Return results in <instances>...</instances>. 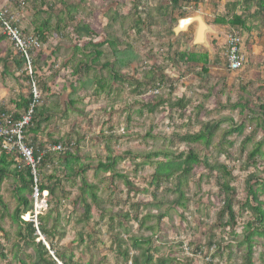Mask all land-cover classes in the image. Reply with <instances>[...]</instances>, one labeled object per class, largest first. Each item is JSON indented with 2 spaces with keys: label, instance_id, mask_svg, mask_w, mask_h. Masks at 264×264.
<instances>
[{
  "label": "rangeland",
  "instance_id": "obj_1",
  "mask_svg": "<svg viewBox=\"0 0 264 264\" xmlns=\"http://www.w3.org/2000/svg\"><path fill=\"white\" fill-rule=\"evenodd\" d=\"M170 1L0 0L23 34L38 42L31 52V68L19 67L15 61L22 55L0 27V111L22 114L18 105L36 92V106L50 117L36 135L28 133V140L36 142L35 150L52 153L53 164L43 174L56 192L48 197L41 216L47 218L52 257L55 252L64 254L69 264H145L147 257L151 264L247 263V229L257 225L247 205L249 183L258 190L264 210L262 0H200L196 9L182 4L177 10ZM233 4H237L235 11ZM233 15L241 16L245 27L213 24L219 17L232 19ZM196 17L208 29L204 43L194 45L197 22L178 35L174 30L181 20ZM77 22L95 30L93 41L76 37ZM44 24L46 42L37 35ZM235 34L241 39L246 64L231 73L228 39ZM110 41L136 59L121 67L106 43ZM98 43H105L98 49L103 55L93 63V56L86 58L82 52L91 54ZM191 52L208 54V74L202 72V65L179 60L181 53ZM81 62L90 67L88 73L80 68ZM106 63L109 67L103 68ZM87 77L103 79L105 92L97 94L92 84L83 87ZM206 125L218 126L210 146L182 142L181 138L199 133ZM240 126L242 134L227 135ZM55 142L62 143L65 151L78 153L84 175L67 176L58 164L63 153L54 150ZM259 143H263L262 153L250 159ZM189 152L208 166L194 167L181 187L183 196L176 190V178L158 190L150 185L164 153ZM108 158L117 162L114 171L98 172L99 163ZM221 166L231 177L224 175ZM50 177L59 182L50 183ZM83 177L97 189L98 202L88 200L89 220L81 201ZM228 182L236 214L232 226H225L228 217L221 216L222 185ZM15 187L11 176L1 188L0 264H34V249L19 236L11 219L17 208ZM250 206H255L252 199ZM24 218L29 221L28 214ZM253 239L250 261L264 264V237ZM39 240L48 245L43 235Z\"/></svg>",
  "mask_w": 264,
  "mask_h": 264
},
{
  "label": "trees",
  "instance_id": "obj_2",
  "mask_svg": "<svg viewBox=\"0 0 264 264\" xmlns=\"http://www.w3.org/2000/svg\"><path fill=\"white\" fill-rule=\"evenodd\" d=\"M171 5L173 6V9L177 10L181 7L182 4L187 5L188 7H195L198 8L199 3H201L200 0H171ZM262 10L264 11V1L262 0L260 5ZM237 8V4L232 5V11H235ZM183 15V14H182ZM139 23V21H138ZM141 23V21H140ZM214 25H221V26H232L235 28L238 27H245V21L241 16L233 15L232 19H227L224 17H219L214 20ZM48 29L47 24L42 25L37 30V35L39 37V40L42 42H46L45 32ZM73 33L76 35L78 39H91L95 37L96 33L95 30L91 28L89 24H85L83 22H77L73 25ZM92 41L90 43H92ZM88 43V46H92V44ZM110 45L111 49L113 50L114 54L119 57L118 62L121 67H124L126 62H133L136 59V56L132 52H123L119 51L117 49V42L116 41H110L106 42ZM105 43H98L93 44V48L96 49V51L92 52L91 54L87 55L85 52H82L86 58H90L91 56V62L97 63L100 57H102V52L98 49L103 47ZM79 51L80 49H76ZM83 50H87V47H83ZM82 50V51H83ZM124 56V57H123ZM123 57V58H120ZM179 60L181 62L185 63H191L196 65H202V72L205 74H208V65L210 63L209 56L207 53L205 54H199V53H181L179 56ZM15 63L22 67L23 65L27 64V61L25 57L22 55L20 56L19 60H16ZM83 67L85 69V73H88L90 67L86 62H81L80 68ZM109 64L106 63L103 65V68H108ZM232 73V72H231ZM118 77L113 76V80H117ZM87 81L83 82V87H87L89 84H92L95 87V91L97 90V94H101V92H105L106 85L104 83L103 79H95V77L92 78H86ZM87 82V83H86ZM106 82V81H105ZM86 83V84H85ZM75 91V89H74ZM109 93V92H108ZM34 102L33 95H30L28 99H23L21 101V104L18 105L19 109L23 110L22 114H12L6 113L4 111H0V128L5 127H12L19 121H21L22 117L27 114L29 111L31 104ZM156 106L151 107L149 110L150 113L154 112V109ZM50 120L49 116L44 115V111L38 107L35 106L32 114V120L30 125L25 130V142L28 146L33 147L35 150L34 143H31L28 140V133L31 132L34 135L38 133L41 129V126L43 123H47ZM218 130L217 125H206L205 128L200 131L197 134L194 135H186L183 138H181L182 142L185 143H201L207 146H210L212 139L214 137L215 132ZM243 127H238L229 133L227 135H231L234 133L242 134ZM55 144L60 145L62 147V151H56L59 153H63V155H60L62 157H58V164L62 167H64L65 172L67 173L68 177L72 176H82L86 173V169H83L82 165H79L81 160L78 157V153H71L67 150L62 143L55 142ZM67 146V145H66ZM263 147V143H259L255 150L250 154V159H255L258 155L262 153L261 149ZM43 153V154H42ZM42 154V156H40ZM54 154V153H53ZM16 153H8L2 150L0 145V205L4 206L3 199L1 196V188L4 183V181L9 178L13 177L16 181V187H15V199L17 201V208L13 215L11 216V219L14 224L18 227V234L23 239H25L28 242V245L34 249V257L35 262L34 264H69L66 261V257L64 254L54 253L55 257L50 256V251L54 252V246L52 243L48 241L50 232L46 229V226L44 222L47 220V218L41 217L39 215L38 217V226L36 228L35 223L31 221H24L21 217L29 214L33 211V202H32V194L33 189L35 187V177L32 173V169L26 165L21 166L16 161ZM161 156L160 154H156L155 157ZM18 157V156H17ZM164 161L157 162L154 174L151 176L150 185L155 186V189L158 190L160 188V185L163 183H168L169 181L176 178L177 185L176 190L179 192L180 196H183V193L181 192V187L186 182L187 178L190 176L192 171L194 170L195 166L199 165H206L205 160H201L196 154L189 152L188 154L182 153L179 156H172L170 153H164ZM35 158L40 159V162L36 169V176H37V187L40 191V193L47 192L48 197L55 195V188L49 187V184L47 181H44V174L43 169L47 167L48 165L53 164L52 159V153L44 151V149H36L35 150ZM117 162L116 160L107 159V162L105 163H99L97 166L98 172L103 173H110L114 171V168L116 166ZM14 167V168H13ZM221 170L224 173L225 176L231 177V174L228 173L227 168L224 166H221ZM122 178V177H120ZM254 177L251 176L249 181L252 180ZM48 180L59 182L57 178L50 177ZM82 180V187H81V201L85 208V215L87 217V220L90 219L91 214V206L88 203V200H92L93 203L98 202V197L96 195L97 189L95 186L89 184L84 177ZM261 188L264 190V180L261 182ZM222 192L225 194V202H224V209L221 213V216H227L228 221L225 226H232L236 223V214L233 209V201H234V194H233V188L230 186V183H225L222 185ZM248 199H247V205L249 206L250 210L253 212V215L255 217L254 223L257 225L252 227V224L249 225L247 232L248 235L246 236L245 243L248 245L247 247V257H246V264H252L251 263V257L253 255V237H264V231L258 230L260 227H264V210H263V204L258 200L257 192L258 190H254V187L248 184ZM250 199L254 202L255 206H250ZM38 232L47 239L48 245L45 243H42L39 240ZM138 245V244H137ZM49 246V248H48ZM57 254V255H56ZM151 257H147V260L145 261V264H151L150 259Z\"/></svg>",
  "mask_w": 264,
  "mask_h": 264
},
{
  "label": "built area",
  "instance_id": "obj_3",
  "mask_svg": "<svg viewBox=\"0 0 264 264\" xmlns=\"http://www.w3.org/2000/svg\"><path fill=\"white\" fill-rule=\"evenodd\" d=\"M0 27L3 34L12 42L15 48L23 55L27 61V64L31 68V52L38 46L36 39L26 37L21 29L16 26L15 19L11 15L10 11L0 2ZM228 70L232 73L240 72L244 69L246 59L241 51V39L238 35H232L228 39ZM34 102L27 114H25L21 121L13 125L12 127L0 128V145L2 150L8 153H16L23 163L32 169V173L35 177V187L32 194L33 211L28 214V220L35 223L38 226V217L47 210L48 207V193H40L37 187L36 169L40 162V159L35 158V150L25 142V130L30 125L32 120V114L38 94H33ZM55 151H62V147L58 145L54 148ZM24 221H27L24 216L21 217ZM38 235L41 234L38 232ZM45 243V241H44ZM53 255V254H52ZM54 256V255H53Z\"/></svg>",
  "mask_w": 264,
  "mask_h": 264
},
{
  "label": "water",
  "instance_id": "obj_4",
  "mask_svg": "<svg viewBox=\"0 0 264 264\" xmlns=\"http://www.w3.org/2000/svg\"><path fill=\"white\" fill-rule=\"evenodd\" d=\"M194 22H197L198 23V26H201L200 30L197 31V34H196V37L193 41V44L194 45H197L199 43H204L205 41V36H204V33L205 31H207V26L204 24L203 20L201 19V17H196V18H192V19H184V20H181L179 23H178V26L177 28L174 30L175 34H179V33H182V32H185L188 30L189 26L192 25ZM201 24V25H199ZM199 29V28H198ZM199 32V33H198Z\"/></svg>",
  "mask_w": 264,
  "mask_h": 264
},
{
  "label": "bare ground",
  "instance_id": "obj_5",
  "mask_svg": "<svg viewBox=\"0 0 264 264\" xmlns=\"http://www.w3.org/2000/svg\"><path fill=\"white\" fill-rule=\"evenodd\" d=\"M199 25H201V24H199ZM200 28H201V26H199V29H198V31L200 30ZM202 29V28H201ZM199 33V32H198Z\"/></svg>",
  "mask_w": 264,
  "mask_h": 264
}]
</instances>
